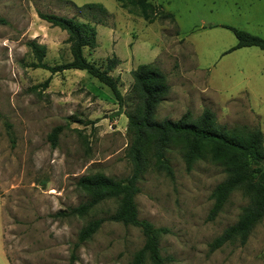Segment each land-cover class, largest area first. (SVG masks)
Wrapping results in <instances>:
<instances>
[{
  "label": "rangeland",
  "instance_id": "1",
  "mask_svg": "<svg viewBox=\"0 0 264 264\" xmlns=\"http://www.w3.org/2000/svg\"><path fill=\"white\" fill-rule=\"evenodd\" d=\"M86 3L102 4L107 18L96 25V47L85 48L84 56L103 68L107 59L118 58L110 74L125 97L121 113L111 91L84 71L51 73L31 66L32 40L46 46L47 65L71 60L66 33L37 12L83 20L73 4ZM151 4L149 22L116 0H0V16L7 21L0 24V264H127L142 246L139 229L108 220L113 200L84 217L55 216L86 200L79 177L129 176L125 113L139 102L131 76L139 64L151 63L166 75L169 90L156 106L155 120L175 121L188 112L195 121L208 108L218 124L257 128L264 136V50L225 53L236 44L234 35L210 26L226 24L264 37V0ZM56 126L62 130L52 146L48 135ZM166 156L173 178L148 168L135 196L139 218L168 230L159 240L165 264H264V217L244 244L210 250L247 203L235 191L208 220L211 193L225 178L222 167L205 155L187 170L180 145ZM94 218L104 219L101 227L73 250L79 230Z\"/></svg>",
  "mask_w": 264,
  "mask_h": 264
},
{
  "label": "trees",
  "instance_id": "2",
  "mask_svg": "<svg viewBox=\"0 0 264 264\" xmlns=\"http://www.w3.org/2000/svg\"><path fill=\"white\" fill-rule=\"evenodd\" d=\"M116 1L122 8L139 10L145 19L152 22V18L148 16V11L152 10L151 0ZM73 6L83 20L73 16L37 12L41 20L66 33L65 42L69 45L71 60L60 65H47L43 62L46 46L32 40L27 42L35 58L31 66L51 73L69 69L84 71L111 91L119 105L118 112L121 113L125 97L121 93L119 80L110 74L119 64L118 58L114 56L107 59L103 68L84 56L85 48L96 47V25L105 23L106 9L99 3H86L81 6L73 4ZM169 16L172 17L171 14ZM6 23V19L0 16V24ZM211 27H223L234 35L236 44L225 53L243 47H257L264 50V37L252 35L226 24ZM131 76L132 88L139 102L131 112L125 113L130 137L126 153L131 164L129 176L117 179L102 173H94L79 177L77 186L86 194V200L68 211L57 212L55 216L84 217L96 205L113 200L116 206L108 220L135 227L144 237L142 246L134 252L127 264H165L167 258L161 255L159 240L168 230L139 218L135 196L139 192L138 182L148 168L173 178V169L166 155L172 145H180L187 170L192 168L197 159L206 155L211 161L219 164L225 173V178L214 187L211 193L213 202L208 220L216 217L233 192L240 191L247 199L237 220L214 238L209 245L210 250H215L228 242L239 241L244 244L254 226L264 217V136L262 131L246 127L228 129L217 123L215 114L208 108H204L195 121L189 120L188 112L175 121L168 119L157 121L154 118L156 106L169 90L166 75L155 65L143 63L131 71ZM47 83L48 80L43 86L46 87ZM6 127L9 129L10 125L6 123ZM61 130V126H56L49 133L48 140L52 146H56ZM103 222L102 218L87 221L77 234L73 250L90 240ZM72 258L75 259L73 253Z\"/></svg>",
  "mask_w": 264,
  "mask_h": 264
},
{
  "label": "crops",
  "instance_id": "3",
  "mask_svg": "<svg viewBox=\"0 0 264 264\" xmlns=\"http://www.w3.org/2000/svg\"><path fill=\"white\" fill-rule=\"evenodd\" d=\"M216 25V24H215ZM210 26H212V25H210Z\"/></svg>",
  "mask_w": 264,
  "mask_h": 264
}]
</instances>
